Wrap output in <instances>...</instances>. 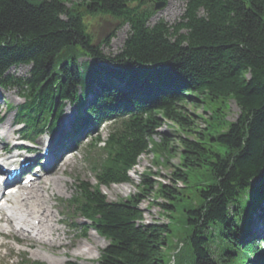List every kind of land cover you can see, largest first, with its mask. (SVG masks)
<instances>
[{
    "label": "trees",
    "instance_id": "obj_1",
    "mask_svg": "<svg viewBox=\"0 0 264 264\" xmlns=\"http://www.w3.org/2000/svg\"><path fill=\"white\" fill-rule=\"evenodd\" d=\"M159 1L0 0V87L24 99L15 107L24 137L54 131L67 103L79 110L76 132L82 121L111 122L103 146L97 137L86 156L97 183L79 180L69 202L108 243L97 264H261L264 236L244 237L264 203V0H187L177 22L151 25ZM88 18L110 19V38L98 42ZM124 25L121 51L104 55L101 46ZM22 65L27 76L10 74ZM231 100L234 121L226 119ZM200 104L210 111L198 116L203 129L187 110ZM164 121L179 147L166 135L154 139ZM149 153L166 166L178 155L172 176L184 188L204 166L214 179L198 189L200 204L186 211L189 233L173 244L171 219L146 223L140 203L165 199L170 218L181 189H154L146 172L134 196L113 202L102 191L129 183Z\"/></svg>",
    "mask_w": 264,
    "mask_h": 264
},
{
    "label": "rangeland",
    "instance_id": "obj_2",
    "mask_svg": "<svg viewBox=\"0 0 264 264\" xmlns=\"http://www.w3.org/2000/svg\"><path fill=\"white\" fill-rule=\"evenodd\" d=\"M186 1L187 0H165L166 3L164 7L155 11L156 13L151 18L150 24L153 25L159 20H164L169 24H174L183 14ZM67 5L71 6V4ZM87 22L92 25V31L94 32V35L97 36L98 42L109 36L115 26V24L108 18H88ZM128 32L129 27L127 25L121 27L117 30L115 35L111 37L109 44L101 46L100 51L104 55L112 58L121 51L125 39L128 36ZM108 38H110V36ZM29 70L30 66L22 65L12 68L10 70V74L25 77L28 75ZM19 96V90L17 88L0 91V117L3 118V121L0 123L1 146H6L7 144L11 146L14 142L12 141L13 139L16 141L21 138L20 132L18 131L20 127L15 123L17 109L14 107L21 102ZM8 104H12L13 107L9 108ZM228 105L229 108L226 111V119L234 121L239 114V108L234 100L229 101ZM187 110L190 115H192L199 129H203L205 127V122L203 119L198 118V116L207 118L210 111H205L202 104L198 105V107L188 105ZM75 117H77L75 104L67 103L64 109V114L59 121L55 136L63 134V139H65L66 132L70 130ZM168 125L172 124L164 121L162 127L159 129V134L154 136V139L160 140L166 135L172 140L173 146L179 147L177 133L173 129H170ZM9 130L11 133H9ZM107 130V127L102 126L94 134L90 133L87 137L83 135L79 139L77 150L67 156L68 164L63 165L61 169L57 170L55 174L50 177L60 176V178H62L65 182L64 188L61 192H57V190L54 189V195L51 197V203L54 207H56L54 210H59V212H57V225L62 231H64L61 236L63 239L59 242L66 245H63V247L50 246L49 244L42 245L40 244V240H30L29 238L25 239L21 233H16L10 228L11 232L13 231L10 236L0 234V264H19L21 258L26 254H28L27 258L34 263L40 261L45 264H50L46 259H54V264H97V260L99 259L102 249L108 243L94 230L87 229L85 226L83 230L84 235H82L83 226L82 228L79 226L82 225L83 222L81 220L75 221L73 219L74 214L68 208V200L73 194V186L77 180H90L92 183H95V178L85 161L86 148L98 135L105 137L108 132ZM5 134L8 136H5ZM48 137L49 136H40L36 139L33 152L30 153L31 157L36 156V154L40 155V152H42L41 147L43 146L42 141L44 139H48ZM3 139L4 141H1ZM218 150L221 153L225 152V148L223 147L218 148ZM178 164V155L174 156L171 159L170 164L166 166L164 163H154L151 153L144 154L139 157L134 169L129 172V183L112 184L107 187H102L103 193L107 196L108 200L113 202L134 196L138 193L139 185L143 181V174L146 172H148L151 176L150 180L153 182L154 189L158 188L159 182L181 189L182 194L178 195L177 199L172 200L174 209L171 210L170 218H168V216L164 213V209L161 206V204L167 203L165 199L160 198L157 199V201H154V197L151 194L147 198H144L140 203V208L143 211L146 222L167 224L171 219L170 227L172 229V234L170 235V242L172 243V238H184L187 233H189V228L186 223V211L187 209L197 208L200 204L201 198L199 196L198 189H200L203 185H209L214 182L207 166H204L201 169L189 172L190 182L187 184L188 187L184 188L181 182H174L173 180L172 174L176 171ZM46 178L47 177L43 179ZM156 202L159 204H156ZM54 203H56L57 206ZM59 219H62L61 223H59ZM74 222H77L79 229L78 227L73 226ZM260 227H262V223L258 222V229ZM78 249H89L87 250L88 254H75V251ZM38 255L40 257H38Z\"/></svg>",
    "mask_w": 264,
    "mask_h": 264
},
{
    "label": "bare ground",
    "instance_id": "obj_3",
    "mask_svg": "<svg viewBox=\"0 0 264 264\" xmlns=\"http://www.w3.org/2000/svg\"><path fill=\"white\" fill-rule=\"evenodd\" d=\"M9 133H11L10 130ZM5 136L8 135L5 134ZM63 138V134H60L55 139H51L50 142H47L48 140L42 141L44 145L47 143L46 146L51 145L50 147L52 148L49 149L45 155L46 167L47 170H49L46 175L47 178L43 179L45 177H39V179L31 185L19 186V190L13 194V196L5 197V203L0 207V212L5 221L0 224V232H8L10 230L9 225H11L12 229L20 232L25 239L40 240V244L42 245L49 244L50 246L59 247L66 245L59 242L63 239L61 236L64 231L57 225V212H59V210H54L56 207L51 203L54 189H56L57 192H61L65 182L60 176L50 178L57 170L61 169L63 165L68 164V159L65 157L63 151V149H65L63 148ZM17 158L18 155L13 154L6 159L18 162L16 160ZM26 159L27 158H25V160ZM59 221V223H61L62 219H59ZM87 250L89 249H78L75 251V254L85 255L88 254ZM38 257L40 256L38 255ZM46 260H48L50 264L55 263L54 259Z\"/></svg>",
    "mask_w": 264,
    "mask_h": 264
},
{
    "label": "water",
    "instance_id": "obj_4",
    "mask_svg": "<svg viewBox=\"0 0 264 264\" xmlns=\"http://www.w3.org/2000/svg\"><path fill=\"white\" fill-rule=\"evenodd\" d=\"M165 3H166V2H164V1L156 2L154 9H155V10H159V9H161L162 7H164Z\"/></svg>",
    "mask_w": 264,
    "mask_h": 264
}]
</instances>
